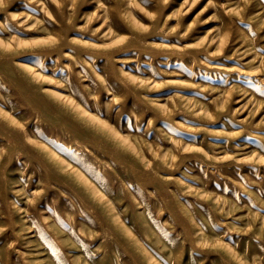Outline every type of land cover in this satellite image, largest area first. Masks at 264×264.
Listing matches in <instances>:
<instances>
[{
	"label": "rangeland",
	"instance_id": "1",
	"mask_svg": "<svg viewBox=\"0 0 264 264\" xmlns=\"http://www.w3.org/2000/svg\"><path fill=\"white\" fill-rule=\"evenodd\" d=\"M0 264H264V0H0Z\"/></svg>",
	"mask_w": 264,
	"mask_h": 264
}]
</instances>
